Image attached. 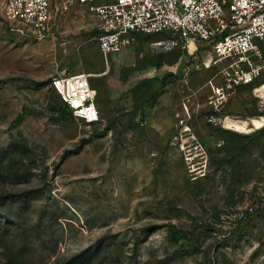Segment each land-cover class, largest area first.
Instances as JSON below:
<instances>
[{"label": "rangeland", "instance_id": "rangeland-1", "mask_svg": "<svg viewBox=\"0 0 264 264\" xmlns=\"http://www.w3.org/2000/svg\"><path fill=\"white\" fill-rule=\"evenodd\" d=\"M59 1L40 39L0 0V264H264V126L230 125L264 113V72L229 87L159 35L106 63ZM63 69L93 73L98 122L62 104Z\"/></svg>", "mask_w": 264, "mask_h": 264}, {"label": "built area", "instance_id": "built-area-1", "mask_svg": "<svg viewBox=\"0 0 264 264\" xmlns=\"http://www.w3.org/2000/svg\"><path fill=\"white\" fill-rule=\"evenodd\" d=\"M59 5L61 10L81 7L95 21L97 46L106 63L108 55L127 47L137 33H166L158 45L191 47V53L204 47L210 53L207 66L223 63L229 87L264 72V63H255L264 49V0H60ZM4 11L41 39L52 23L53 2L5 0ZM91 76L63 69L51 80L73 117L85 123L100 120Z\"/></svg>", "mask_w": 264, "mask_h": 264}, {"label": "bare ground", "instance_id": "bare-ground-1", "mask_svg": "<svg viewBox=\"0 0 264 264\" xmlns=\"http://www.w3.org/2000/svg\"><path fill=\"white\" fill-rule=\"evenodd\" d=\"M256 90L260 91L262 95H264V84L261 87L256 88ZM250 123L254 128L258 129L264 126V113L255 114L252 116H246L245 118H233L230 122V125L234 124H247Z\"/></svg>", "mask_w": 264, "mask_h": 264}, {"label": "trees", "instance_id": "trees-1", "mask_svg": "<svg viewBox=\"0 0 264 264\" xmlns=\"http://www.w3.org/2000/svg\"><path fill=\"white\" fill-rule=\"evenodd\" d=\"M97 31L95 30V33H96ZM139 35H141V36H146V35H150V36H152V35H159L161 38H164V37H167V36H169V34H166V33H164V34H141V33H137L136 34V37L137 36H139ZM135 37V38H136ZM90 83H91V85L93 86V87H95L94 85H93V83H92V81H91V78H90ZM96 88V87H95ZM54 90V89H53ZM96 90H97V88H96ZM55 91V90H54ZM59 96V95H58ZM98 97H99V93H98V90H97V101H98ZM59 98H60V96H59ZM61 99V98H60ZM61 102H62V104L64 105V107L71 113V115H72V112H71V110H70V108L68 107V105L66 104V103H64L63 101H62V99H61ZM73 116V115H72ZM21 118H22V114H20V115H18L16 118H15V120H14V123L16 122V123H18V122H20L21 121ZM262 128V127H261Z\"/></svg>", "mask_w": 264, "mask_h": 264}, {"label": "crops", "instance_id": "crops-1", "mask_svg": "<svg viewBox=\"0 0 264 264\" xmlns=\"http://www.w3.org/2000/svg\"><path fill=\"white\" fill-rule=\"evenodd\" d=\"M261 86V85H260Z\"/></svg>", "mask_w": 264, "mask_h": 264}]
</instances>
